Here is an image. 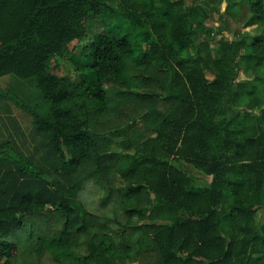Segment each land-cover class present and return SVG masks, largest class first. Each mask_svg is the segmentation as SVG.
<instances>
[{"label":"trees","instance_id":"16d2710c","mask_svg":"<svg viewBox=\"0 0 264 264\" xmlns=\"http://www.w3.org/2000/svg\"><path fill=\"white\" fill-rule=\"evenodd\" d=\"M197 9L213 20L201 0H0V78L33 80L0 113L53 159L0 139V264H264V32L196 40Z\"/></svg>","mask_w":264,"mask_h":264},{"label":"rangeland","instance_id":"374dc122","mask_svg":"<svg viewBox=\"0 0 264 264\" xmlns=\"http://www.w3.org/2000/svg\"><path fill=\"white\" fill-rule=\"evenodd\" d=\"M201 2L208 3L214 6V9L212 11L214 18L213 20L205 18L202 10L197 9V11L199 12V17L195 19L193 25V29L196 34V40L207 38L210 42L217 43L221 37L225 40H230L233 34H237V37L243 36L245 38V42L249 44L252 38L259 36L264 32L263 24L249 23V7L243 0H235L234 4L229 7L226 6V3L223 0H201ZM225 12H227V15L225 16V18H223V21L225 22L223 23L226 24L227 29L221 31V33H217V28L220 21L219 15ZM206 30L211 31V35L207 36L205 34ZM74 44L75 43H72L70 47H72ZM189 49L190 52H192L191 48ZM213 55L216 57H220L221 52L219 50H214ZM237 58H239V56ZM238 60L240 61V68L237 75V81L246 85L245 87L248 88L247 84L249 85V82H252L256 71H254L253 69L247 70L249 68L248 66L250 65L247 60ZM56 61L62 66L65 76L71 77L73 75L74 68L67 60L57 59ZM257 73H259L264 79V64L261 65V67L257 68ZM205 74L208 80H211L213 78V75H211L206 70ZM7 77L14 76L7 75L1 77V89L12 91L18 96H21V94L27 95L28 92H33L31 83H21L28 80L33 81L32 79L21 80L16 78L19 81L18 82ZM10 106L12 107V111H10V113H0V139L13 141L14 146L17 147V149L21 153L32 157L35 164L41 166H49L51 163H53V159L44 152L45 148L42 147L39 142V140H42L44 137L39 134L37 135V133H31L30 119L23 113L17 111L12 104H10ZM110 147L112 148V150L118 149L117 140L115 138L112 139ZM120 165L123 166L125 165V163L120 161ZM191 170L192 169H190L189 171L192 172L195 180L201 186L205 182L210 180L208 177ZM222 230L226 232L228 230V226L224 224L222 226Z\"/></svg>","mask_w":264,"mask_h":264}]
</instances>
